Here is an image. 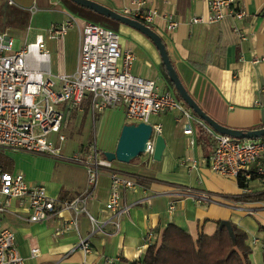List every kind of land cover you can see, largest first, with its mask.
Returning <instances> with one entry per match:
<instances>
[{"label":"crops","instance_id":"0c3cea01","mask_svg":"<svg viewBox=\"0 0 264 264\" xmlns=\"http://www.w3.org/2000/svg\"><path fill=\"white\" fill-rule=\"evenodd\" d=\"M14 1L11 4L7 0H0V28L12 36V25L21 23L27 27L33 13L28 7L32 4L36 7L34 12L43 9L55 16L44 30L63 20L67 13L75 16L80 23L91 21L86 19L89 10L74 5L69 0ZM97 1L120 12L124 7L134 6L132 0ZM146 2L148 6L160 10L151 26L161 34L180 79L204 111L229 127L246 129L263 123L264 0H235L234 7L245 11L243 17L236 18L224 8V16L214 22H207L210 15L208 0ZM163 11L172 12L178 21L169 34L165 30L166 19L162 16ZM194 16L203 17L206 21L193 22ZM234 26L245 34L244 38L238 37ZM72 27L75 30L70 31V27L64 37L54 40L59 52L54 63L52 59L51 68L54 73H70L77 66L78 42L74 46L73 38L77 36L78 41V28ZM116 29L124 35L120 38L122 47H129L135 53L136 59L131 70L154 79L161 90L174 94L163 75L161 58L152 41L122 22L116 24ZM50 41H46L48 49ZM255 58L258 60L253 61ZM194 66L202 68L199 70ZM105 110L108 111L104 109L100 112L95 131ZM178 116L177 109H169L150 118L151 124L161 125L159 133L165 140L160 160L153 159L146 163L136 159L128 163H114L120 170L136 177V186L126 189L125 202L145 198L120 215L117 231L112 222L115 215L104 207L110 186L108 171L102 170L98 184L86 203L87 210L94 217L105 221L102 228L90 236V251L84 252L76 246L80 236L88 233L91 227L85 213L78 216L77 229L70 225L66 228L71 216L68 210L57 211L45 221L29 222L21 216L25 214V209L13 201V212L6 213L3 222L14 230L16 245L25 257V264H133L145 252L146 247L141 244L147 230L153 228L157 235L168 222H174L191 233L200 229L211 233L216 227V221L229 219L246 232L245 242L250 247L252 236L264 241V199L241 200L246 207L252 208V212H247L242 209H229L225 204L197 202L190 197L173 193L179 186H189L218 194L225 203L233 201L231 195L241 193L236 179L209 169L206 159L213 148L210 135L205 134L200 140L199 130L196 129L195 141L190 143V135L183 133ZM113 144L115 147L114 137L103 149L112 150ZM0 155L1 166L6 170L21 172L28 181L44 184L52 196L70 198L78 194L85 185L86 170L81 164L65 160L57 162L49 156L3 147L0 148ZM253 185L258 188L256 181ZM258 191L260 190L257 189L254 193ZM170 200L176 202L171 211L167 209ZM33 247L38 250L31 254ZM252 248L251 260L256 264H264L261 253L256 247ZM263 252L264 249L262 254Z\"/></svg>","mask_w":264,"mask_h":264},{"label":"built area","instance_id":"2783aa9c","mask_svg":"<svg viewBox=\"0 0 264 264\" xmlns=\"http://www.w3.org/2000/svg\"><path fill=\"white\" fill-rule=\"evenodd\" d=\"M7 2L15 3L14 0ZM132 2L134 6L124 7L122 13L149 24L160 14V10L148 6L146 0ZM234 2L208 0L210 15L207 22L221 19L224 8L236 18H242L245 11L235 8ZM35 8L33 4L28 7L30 12ZM162 16L166 19L165 30L169 34L178 21L170 11H163ZM192 21L206 20L194 16ZM72 26L78 28L77 66L70 73H54L46 41L64 37ZM234 31L238 37H245L236 26ZM15 42L14 36L0 28V147L81 164L86 170V182L78 194L60 199L49 194L44 184L32 183L23 173L6 170L0 165V264H25V257L16 245L14 230L3 222L5 214L13 212V201L25 209V214L20 215L29 222L45 221L57 211L68 210L71 216L66 228L70 225L77 229L78 216L85 213L91 227L88 233L80 236L76 246L88 252L91 249L90 236L101 229L105 222L94 217L86 206L103 169L108 171L110 186L104 207L115 215L112 222L116 231L119 230L120 215L145 199L142 197L130 203L125 202L126 189L136 186V177L120 170L113 160L99 152L95 136L86 149H72L67 154L62 151L61 144L66 141L67 135L62 130L65 111L59 107L61 103L66 102L69 107L81 111L82 101L88 97L93 126L96 114L108 108L122 107L128 122H150L154 114L177 109V119L181 120L183 133L190 135V143H194L198 128L205 129L212 138L213 148L206 159L210 170L237 181L240 179L242 185L239 194L264 189V136L240 138L211 128L176 95L161 90L154 79L131 70L136 59L135 53L129 47H122L115 30L92 21L80 23L75 16L67 13L60 22L36 33L33 40L21 45ZM160 129L159 123H152V133L144 150L149 158H152L155 134ZM194 163L195 159L192 166ZM255 181L258 188L253 185ZM173 193L197 202L225 204L230 208L252 212V208L246 207L239 199L225 203L218 194L189 186H179ZM175 203V200H170L167 209L173 210ZM156 238L154 229L149 228L141 246L147 247ZM257 241L256 236L250 238L251 245ZM37 250V247L31 248V254ZM133 264H143L142 256H138Z\"/></svg>","mask_w":264,"mask_h":264},{"label":"trees","instance_id":"16d2710c","mask_svg":"<svg viewBox=\"0 0 264 264\" xmlns=\"http://www.w3.org/2000/svg\"><path fill=\"white\" fill-rule=\"evenodd\" d=\"M140 20L151 26V24L142 19ZM194 67L199 70L202 68L201 66ZM161 69L174 95L181 99L174 84L169 79L162 61ZM86 98L88 99V97ZM86 104L88 109L89 105L88 103ZM192 113L196 115L194 111ZM99 115L100 113H98L95 123L98 122ZM261 126H264V122L252 128ZM94 128L95 124L88 136L89 141H92L95 136L96 131ZM198 130V138L202 140L203 136L208 133L203 128H198ZM1 163L0 155V165ZM3 168L6 169L5 167ZM237 182L239 186L242 185L240 179ZM58 198L63 199L65 197L58 196ZM231 198L246 201L261 200L264 199V189L250 194L231 195ZM230 222L234 233V240L230 237L225 226H219V221H216V227L211 233H207L203 229L191 233L174 222H168L157 233L155 241L147 245L142 256L143 264H251L249 256L251 247L245 242L247 234L244 230L237 227L235 223Z\"/></svg>","mask_w":264,"mask_h":264},{"label":"water","instance_id":"95a60500","mask_svg":"<svg viewBox=\"0 0 264 264\" xmlns=\"http://www.w3.org/2000/svg\"><path fill=\"white\" fill-rule=\"evenodd\" d=\"M78 5L89 8L97 13L106 15L113 19L127 24L144 35H146L155 45L160 55L161 61L164 64L167 75L171 82L174 84L181 100L196 113L198 117L206 122L211 128L218 132L227 133L240 138H253L264 135V126L257 128H234L224 125L210 116L198 104V102L189 93L182 80L180 79L175 67L173 66L168 55L165 43L161 34L150 25L142 22L141 20L124 14L104 3L97 0H71ZM152 133V124L150 122H126L123 123L116 140L114 149L103 150V155L109 160H118L128 163L140 153L144 152L148 138ZM165 147V140L161 133H156L154 137V147L152 158L160 160L162 152ZM219 226H225L229 232L230 237L234 240V233L229 219H220Z\"/></svg>","mask_w":264,"mask_h":264},{"label":"rangeland","instance_id":"374dc122","mask_svg":"<svg viewBox=\"0 0 264 264\" xmlns=\"http://www.w3.org/2000/svg\"><path fill=\"white\" fill-rule=\"evenodd\" d=\"M69 1H71V0H69ZM71 3L78 6V4H76L73 1H71ZM81 7H83V6H81ZM83 9L89 10L87 12L86 19L91 20L92 22L99 23L105 27H108V28L115 30L116 32H118L119 37L123 38V36H124L123 33H121L120 30L116 29V24L119 22L118 20L113 19V18L108 17V16L103 15V14L97 13V12H95L89 8H86V7H83ZM54 19H55V16H51L50 14H48L43 9H39V10L37 9L35 12L33 11V13H31V17L28 21L27 27H26V25L21 24V23L16 24V25H12L10 31L14 34V37L16 40L15 43L20 45L24 42H28V41L33 40L35 38V33L38 31L43 32L44 31L43 28L46 25L50 24V21H52ZM72 28H74V27H71L70 31L75 30ZM77 42H78L77 36H75L73 38L74 46L77 45ZM50 43L51 44H50L48 50L51 52V54L52 53L54 54L53 56L51 55L50 64H52V59H53V63H54V59L59 57V52H58V48L54 44V40L53 41L51 40ZM86 103H88V105H89L88 99L84 98L83 103L81 104V108L83 110H81V111L78 110L77 108L69 107L66 102L61 103L59 105V107H61L65 111L62 130H63V132L66 133L67 139L65 142H63L61 144V147H62V151L65 152L66 154L70 153L71 149H82V150L86 149L91 144V142H90L91 140L89 141L88 136H89L90 132H92V130H93V123H92L90 108L88 107L89 110L87 109ZM110 109H112V110L110 111ZM110 109H107L108 111L105 110L103 112V116L100 119L99 124H98V129L95 132L96 133V135H95L96 145H97L99 152H101V153L104 150L103 148L105 146H107L109 142H111L113 140V137H114V143L116 142L122 124L128 122L127 119L125 118L124 110L122 107H115V108H110ZM97 115H98V113L96 114V117H97ZM95 126H96V123H95ZM94 130H95V128H94ZM113 147H114V144H113ZM53 159L57 162L63 161L60 158H53ZM136 159H141L146 163L151 162L153 160V158L152 159L149 158V155L145 152L140 153V155L136 156L131 161L136 160ZM113 161H114V163L121 162V161H117V160H113ZM213 204L219 205V203H213ZM220 206H222V205H220ZM228 208L231 209L230 207H228ZM252 247H256V250H258L259 253H261V257H263L262 240L259 237H258L257 243L251 245V248ZM252 251H253V248H252ZM251 252H250V254H251ZM250 254H249V256L251 257ZM250 260H251V258H250ZM259 262H261V260ZM251 264H256V263H255V261L251 260Z\"/></svg>","mask_w":264,"mask_h":264}]
</instances>
